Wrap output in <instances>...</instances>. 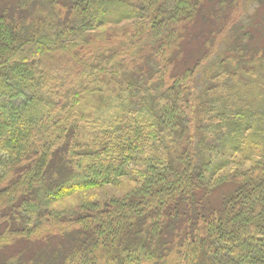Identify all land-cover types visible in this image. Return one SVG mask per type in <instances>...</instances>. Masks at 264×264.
<instances>
[{"label": "trees", "instance_id": "16d2710c", "mask_svg": "<svg viewBox=\"0 0 264 264\" xmlns=\"http://www.w3.org/2000/svg\"><path fill=\"white\" fill-rule=\"evenodd\" d=\"M235 1L0 5V264H264V133L249 138L264 103L246 91L264 49L214 54L204 72L215 35L200 31L179 69L189 29ZM123 21L130 44L75 53L76 37ZM106 186L122 194L51 208Z\"/></svg>", "mask_w": 264, "mask_h": 264}, {"label": "rangeland", "instance_id": "374dc122", "mask_svg": "<svg viewBox=\"0 0 264 264\" xmlns=\"http://www.w3.org/2000/svg\"><path fill=\"white\" fill-rule=\"evenodd\" d=\"M17 1L18 0H0V5H14L17 3ZM127 1L131 2L132 4H138L141 0ZM58 4L59 3L57 2V9L61 7V5ZM214 4L216 5L212 7L210 6V10L207 9V12H210L208 13L209 16L206 14L204 18H200L196 24H194L192 27L190 26L191 28L189 29V37L185 39L184 46L185 50L188 49L184 52L186 62H182L183 66H180L179 69L184 70L185 64H187V66L193 65L194 61L200 57L201 51L204 48L200 50L194 47L195 40H197V36L200 34V31L204 32L203 37H206L209 40L211 39L210 37L206 36V34L213 33L215 35V42H213L212 44L214 46V49L210 51L211 55H213L210 59H208L209 61L204 64V72L207 70V67L210 65V63L212 61H215V57L213 58L214 54H216L217 57L220 54L226 57L235 56V53L233 54L231 53V51L233 49H236L240 45L241 47L248 48V51H250L249 58H252L254 56V53L252 52L264 49V0H259L258 2L252 0H236L235 4H226L223 5V7H221L218 2ZM48 5L49 4L46 3L45 6L49 8L48 10L51 11L52 8H50ZM57 13L58 15L53 19H57L60 21V19H63L64 16L66 19L69 17V15L66 14L67 9H63V11L59 10V12ZM43 14L44 13H42L41 15L39 14L38 17H40L41 19L44 18L45 16ZM29 17L34 18L36 16L30 15ZM252 23H256V25L252 26ZM224 26H226V28H224ZM105 28V26H102L93 33L88 32L82 36H78V38L76 37L75 39L77 46L74 47L75 53L85 55L88 52H105V49H118L117 45L120 42L130 44V42L132 41L131 39H128L129 37H131V35L128 34L129 32H127L128 30H131V25L128 21H123L121 24L111 26L109 25L106 30ZM110 28L112 29L110 30ZM109 35H112V37L110 38ZM248 51H245V54ZM235 62L232 65H234ZM257 64L258 63L248 64V67L254 68V71L248 76L249 85L246 87V91L249 93V98L253 104V107L255 108H259V106L263 105L264 103V97L261 95L264 91V85L260 84H264V74L257 73L255 68ZM203 73L201 76L202 78L205 77ZM218 73L220 72H217L216 74ZM220 80L221 79H219L218 81ZM197 89L200 92L202 91L203 82ZM100 100L102 99H99V101ZM250 110L259 112L252 107H250ZM256 118L259 119V117ZM249 132H252L249 138H251V140L255 143L260 142L259 135L261 133H264V131L254 132V130H251ZM243 144L247 143L243 142ZM243 148L244 146H242L239 150H233L234 154L232 159H241V156H244V151L241 152ZM248 165H250V162H244V166ZM228 171L229 169L225 170L224 172L227 173ZM120 194H122V190H119L114 186L101 187L100 189H92L87 192H77L65 198L62 202L51 205V208L61 211L70 210L71 212L75 211V213H79L78 208L83 202L103 201L106 198L108 199L112 195ZM218 203V197L213 199V205H216ZM80 230H85V228L82 227V223L74 225L70 224L67 228V233L74 234ZM35 247L36 246L34 245L33 249Z\"/></svg>", "mask_w": 264, "mask_h": 264}]
</instances>
